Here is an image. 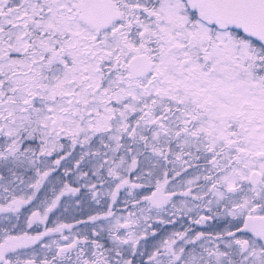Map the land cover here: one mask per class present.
<instances>
[{
    "label": "snow or ice",
    "instance_id": "6c2138e0",
    "mask_svg": "<svg viewBox=\"0 0 264 264\" xmlns=\"http://www.w3.org/2000/svg\"><path fill=\"white\" fill-rule=\"evenodd\" d=\"M0 264H264V0H0Z\"/></svg>",
    "mask_w": 264,
    "mask_h": 264
}]
</instances>
